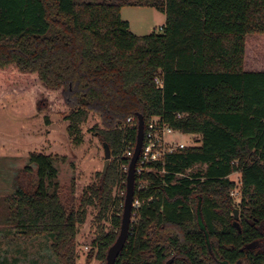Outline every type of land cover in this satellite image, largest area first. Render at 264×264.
Segmentation results:
<instances>
[{"label": "trees", "instance_id": "1", "mask_svg": "<svg viewBox=\"0 0 264 264\" xmlns=\"http://www.w3.org/2000/svg\"><path fill=\"white\" fill-rule=\"evenodd\" d=\"M128 5L165 13L163 31L133 33L121 16ZM250 33H264V0H0V90L58 93L72 133L99 115L103 128L94 129L113 157L76 197L51 156L31 155L26 170L37 180L17 181L0 197V229L25 240L46 235L57 264H75L79 225L94 206L99 236L88 258L106 264L125 201L113 191L126 190L123 166L142 114L146 130L160 117L199 139L137 174L141 206L116 264H264V70L246 69ZM196 165L205 168L192 172ZM7 260L0 254V264Z\"/></svg>", "mask_w": 264, "mask_h": 264}, {"label": "rangeland", "instance_id": "2", "mask_svg": "<svg viewBox=\"0 0 264 264\" xmlns=\"http://www.w3.org/2000/svg\"><path fill=\"white\" fill-rule=\"evenodd\" d=\"M121 16L129 21L131 31L137 35L162 32L166 22L165 13L150 6H124ZM246 69L264 70V33L247 35ZM38 87L41 92L37 91ZM32 88L25 91L0 90V197L12 195L17 181L36 182V172L28 171L26 167L30 156L39 153L53 158L59 171L58 180L68 191L74 186L75 195L79 197L85 188L99 181L103 171L104 146L97 129H94L103 128L102 120L99 115L91 113L88 121L81 125V132L72 133L69 129L71 122L67 118L70 108L59 99L58 93L37 85ZM43 98L48 100V104L42 108L38 102ZM79 138L81 141H78ZM180 138L187 145H193L199 136L185 135ZM204 168L196 165L191 171ZM230 178L239 184L241 173L235 172ZM125 191L116 187L113 195L121 198ZM235 191L233 197L239 217L241 194L239 189ZM1 208L0 204V211ZM88 211L87 220L79 225L75 264H105L95 256L88 258L93 249L97 251L93 243L99 236L95 219L97 208L90 206ZM133 220H137L135 214ZM103 223L106 231L112 229L110 218ZM52 242L53 239L46 235L25 240L18 238L14 230L0 229V254L6 256L10 264H32L34 261L38 264H57Z\"/></svg>", "mask_w": 264, "mask_h": 264}, {"label": "built area", "instance_id": "3", "mask_svg": "<svg viewBox=\"0 0 264 264\" xmlns=\"http://www.w3.org/2000/svg\"><path fill=\"white\" fill-rule=\"evenodd\" d=\"M155 81L158 87H163V80L159 73L156 75ZM128 121H132V118H129ZM181 136H185V134L174 130L168 124L162 122L160 117H152L147 124V130L145 129L144 145L141 153L142 160L141 165L139 167L137 166V174H141L144 170H151L152 168L147 166L148 163L162 162L164 164L165 155L167 153H172L188 147L189 145L186 144L185 140L180 138ZM134 150L135 147L133 150L130 149L127 152V156L132 158ZM123 169L128 173L129 165H124ZM163 172H166L165 169H163ZM179 175L185 176L183 173H179ZM145 185L146 182L145 184H142L141 187H144ZM235 192L236 191L234 190L232 195H234ZM140 206L141 202L135 198L133 203V216L136 214L134 211ZM132 222H134V220Z\"/></svg>", "mask_w": 264, "mask_h": 264}, {"label": "water", "instance_id": "4", "mask_svg": "<svg viewBox=\"0 0 264 264\" xmlns=\"http://www.w3.org/2000/svg\"><path fill=\"white\" fill-rule=\"evenodd\" d=\"M144 134H145V119L142 114L138 115V133H137V142L133 156L129 163V169L126 178V191H125V201L121 219V227L119 234L115 242L109 247L106 264H116V261L119 255L122 253L125 248L131 229V224L133 221V203L135 201L136 193V180H137V164L140 159L143 145H144ZM104 146V166H103V175L106 174L108 167L112 158V151L108 143H103ZM235 217L238 218V209L234 210ZM254 244H252L253 246ZM173 258L167 261L166 264H171Z\"/></svg>", "mask_w": 264, "mask_h": 264}, {"label": "crops", "instance_id": "5", "mask_svg": "<svg viewBox=\"0 0 264 264\" xmlns=\"http://www.w3.org/2000/svg\"><path fill=\"white\" fill-rule=\"evenodd\" d=\"M166 15V14H165ZM79 238V237H78ZM78 238H77V241H78Z\"/></svg>", "mask_w": 264, "mask_h": 264}, {"label": "flooded vegetation", "instance_id": "6", "mask_svg": "<svg viewBox=\"0 0 264 264\" xmlns=\"http://www.w3.org/2000/svg\"><path fill=\"white\" fill-rule=\"evenodd\" d=\"M239 264H241V263H239Z\"/></svg>", "mask_w": 264, "mask_h": 264}]
</instances>
